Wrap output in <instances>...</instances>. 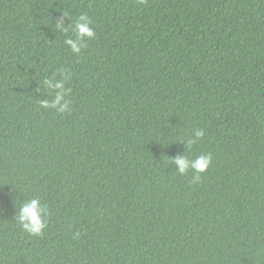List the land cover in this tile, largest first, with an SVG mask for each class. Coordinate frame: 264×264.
<instances>
[{
	"label": "trees",
	"instance_id": "trees-1",
	"mask_svg": "<svg viewBox=\"0 0 264 264\" xmlns=\"http://www.w3.org/2000/svg\"><path fill=\"white\" fill-rule=\"evenodd\" d=\"M0 264H264V0H0Z\"/></svg>",
	"mask_w": 264,
	"mask_h": 264
},
{
	"label": "clouds",
	"instance_id": "clouds-1",
	"mask_svg": "<svg viewBox=\"0 0 264 264\" xmlns=\"http://www.w3.org/2000/svg\"><path fill=\"white\" fill-rule=\"evenodd\" d=\"M92 23L88 15L80 14L75 24L77 39H67L65 43L70 46L71 50L75 54H80L83 47L85 38L87 40L94 39L96 36ZM63 27L62 25H58ZM67 79V76L65 77ZM45 87L54 91V99L49 102L47 100L41 101V107L45 109H54L58 113H66L71 109V101L66 100L65 96L70 95V89H66L65 84L61 81L51 79L44 82ZM204 131L202 129H196L194 132V139L188 141L189 146L197 143L204 137ZM213 157L209 154H201L195 159H189L187 156H181L175 158L172 162L178 167V172L182 175L195 172L193 182L200 180V174L207 172L212 165ZM48 206L43 204L39 198L29 199L19 206V215L16 217L17 222L23 229V231L31 236H42L45 229L48 227L47 215Z\"/></svg>",
	"mask_w": 264,
	"mask_h": 264
}]
</instances>
